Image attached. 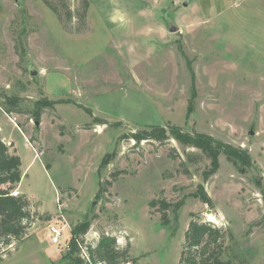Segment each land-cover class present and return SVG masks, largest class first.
Here are the masks:
<instances>
[{
    "label": "rangeland",
    "instance_id": "1",
    "mask_svg": "<svg viewBox=\"0 0 264 264\" xmlns=\"http://www.w3.org/2000/svg\"><path fill=\"white\" fill-rule=\"evenodd\" d=\"M3 91L25 106L59 103L41 121L0 105V137L22 158L16 190L38 213L0 264H67L74 228L92 218L89 242L106 231L139 264H179L191 213L232 231L228 255L264 264V0H92L85 26L62 23L43 0H0ZM147 125L212 135L251 163L221 154L208 175L210 161H188L174 138L128 136ZM200 184L213 208L197 197ZM159 198L180 203L168 224L151 206ZM50 222L70 226L60 243Z\"/></svg>",
    "mask_w": 264,
    "mask_h": 264
},
{
    "label": "trees",
    "instance_id": "2",
    "mask_svg": "<svg viewBox=\"0 0 264 264\" xmlns=\"http://www.w3.org/2000/svg\"><path fill=\"white\" fill-rule=\"evenodd\" d=\"M43 1L62 23L75 18L80 25H86L92 0H80L81 4L76 9L72 7V0H55L56 3H52L51 0ZM75 30L79 31L81 28L78 27ZM57 103H59L57 100L43 96L34 100L32 106H25L24 99L18 94H8L4 91L0 93V105L5 112L26 114L28 118L37 121H41L44 114L49 109H54ZM120 124L118 122L116 125ZM128 136L133 137L137 142L149 140L160 144L174 138L185 148L188 161H196L202 156L210 161L211 170L208 175L219 169L221 154H225L234 163L236 162L235 157H242L246 162L251 163L248 152L242 148H236L206 133L185 131L177 125L170 128L147 125L138 132H131ZM11 145L13 143L7 144L0 137V260L11 255V247L24 237L38 217L35 204L29 196L15 192L23 177L22 158L15 149L12 150ZM188 148L198 151H187ZM114 155L115 152L108 153L103 159L102 166L108 163ZM172 157H180V154ZM181 165H185L184 160L181 161ZM185 171L188 175L192 173L188 167ZM113 175L116 176L117 173ZM103 185L100 187L99 195L112 185V180H107L106 186ZM196 195L210 208L215 206L213 198L201 184ZM156 205L162 212L165 224L170 222L169 211L176 212L180 207V203L171 206L166 199L160 198L151 202V206ZM50 218L51 215H48L47 219ZM92 219L74 228L68 250L62 256L67 264H139V258L131 253L130 243L119 244L117 237L111 233L102 231L97 241L89 242L86 235L92 227ZM233 238L234 235L228 227L208 221L201 214L191 213L179 264H251L244 257L227 254L229 243Z\"/></svg>",
    "mask_w": 264,
    "mask_h": 264
},
{
    "label": "built area",
    "instance_id": "3",
    "mask_svg": "<svg viewBox=\"0 0 264 264\" xmlns=\"http://www.w3.org/2000/svg\"><path fill=\"white\" fill-rule=\"evenodd\" d=\"M9 144H11V142ZM68 228L70 229V226L67 225L66 223L61 225L57 222H50L49 234L51 241L54 244L60 243L63 240L65 230Z\"/></svg>",
    "mask_w": 264,
    "mask_h": 264
},
{
    "label": "water",
    "instance_id": "4",
    "mask_svg": "<svg viewBox=\"0 0 264 264\" xmlns=\"http://www.w3.org/2000/svg\"><path fill=\"white\" fill-rule=\"evenodd\" d=\"M184 5L187 6L188 5V2H185ZM167 20H168V24H169V30L171 32H176L178 30V26L176 25L174 19L168 16L167 17ZM93 207H94V202L92 204V208ZM207 211H208V213H211L212 212L211 209H208ZM175 220H177V216H175Z\"/></svg>",
    "mask_w": 264,
    "mask_h": 264
},
{
    "label": "bare ground",
    "instance_id": "5",
    "mask_svg": "<svg viewBox=\"0 0 264 264\" xmlns=\"http://www.w3.org/2000/svg\"><path fill=\"white\" fill-rule=\"evenodd\" d=\"M209 215H211V214H209ZM211 219H212V220L214 219V217H213L212 215L210 216V220H211Z\"/></svg>",
    "mask_w": 264,
    "mask_h": 264
},
{
    "label": "crops",
    "instance_id": "6",
    "mask_svg": "<svg viewBox=\"0 0 264 264\" xmlns=\"http://www.w3.org/2000/svg\"><path fill=\"white\" fill-rule=\"evenodd\" d=\"M2 139H3V138H2ZM3 140H4V139H3ZM4 141L7 143V141H6V140H4ZM16 192H17V193H19L17 190H16Z\"/></svg>",
    "mask_w": 264,
    "mask_h": 264
}]
</instances>
